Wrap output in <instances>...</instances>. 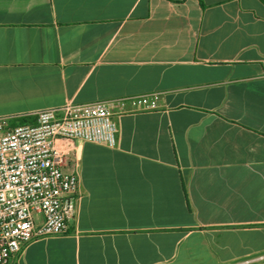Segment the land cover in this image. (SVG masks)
I'll use <instances>...</instances> for the list:
<instances>
[{
	"label": "crops",
	"instance_id": "crops-1",
	"mask_svg": "<svg viewBox=\"0 0 264 264\" xmlns=\"http://www.w3.org/2000/svg\"><path fill=\"white\" fill-rule=\"evenodd\" d=\"M151 93L11 264H264V0H0V117Z\"/></svg>",
	"mask_w": 264,
	"mask_h": 264
},
{
	"label": "built area",
	"instance_id": "built-area-1",
	"mask_svg": "<svg viewBox=\"0 0 264 264\" xmlns=\"http://www.w3.org/2000/svg\"><path fill=\"white\" fill-rule=\"evenodd\" d=\"M158 106L159 94L151 93L68 102L34 111L31 123L0 117V264H11L33 239L67 231L79 188L77 169L69 167L73 141L113 148L115 116Z\"/></svg>",
	"mask_w": 264,
	"mask_h": 264
},
{
	"label": "trees",
	"instance_id": "trees-1",
	"mask_svg": "<svg viewBox=\"0 0 264 264\" xmlns=\"http://www.w3.org/2000/svg\"><path fill=\"white\" fill-rule=\"evenodd\" d=\"M18 123H31L33 122V120L29 121L28 119H20V120H17Z\"/></svg>",
	"mask_w": 264,
	"mask_h": 264
},
{
	"label": "rangeland",
	"instance_id": "rangeland-1",
	"mask_svg": "<svg viewBox=\"0 0 264 264\" xmlns=\"http://www.w3.org/2000/svg\"><path fill=\"white\" fill-rule=\"evenodd\" d=\"M260 260H262V259H260ZM256 261H259V260H256ZM256 261H254V262H256Z\"/></svg>",
	"mask_w": 264,
	"mask_h": 264
}]
</instances>
